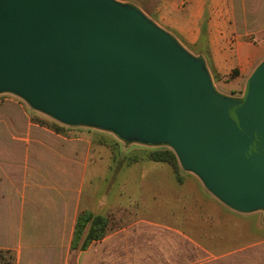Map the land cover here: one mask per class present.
<instances>
[{"label":"water","instance_id":"95a60500","mask_svg":"<svg viewBox=\"0 0 264 264\" xmlns=\"http://www.w3.org/2000/svg\"><path fill=\"white\" fill-rule=\"evenodd\" d=\"M2 92L67 125L167 144L225 205L264 213V61L233 99L131 5L0 0Z\"/></svg>","mask_w":264,"mask_h":264},{"label":"crops","instance_id":"0c3cea01","mask_svg":"<svg viewBox=\"0 0 264 264\" xmlns=\"http://www.w3.org/2000/svg\"><path fill=\"white\" fill-rule=\"evenodd\" d=\"M142 1L122 3L138 9L189 54L202 58L211 79L214 75L224 78L237 69L235 79H244L241 90H245L259 57L251 55L254 48L239 27L233 0ZM1 125L7 141L0 145L1 161H6L15 175L5 176L4 182L0 179L5 185L0 192V247L21 252V232L27 221L32 229L43 225L44 230L55 232L59 241L61 232L70 230L71 235L80 213L79 169L87 158L86 146L78 139H66L31 124L21 114H5ZM179 177L180 184L166 163L146 161L125 168L119 175L126 188L121 189L120 198L127 202L132 198L127 191L134 189L135 201L141 199L142 192L148 190L145 182L155 198L159 192H171L164 210L170 221L140 218L110 232L80 251L83 258L88 257L81 264H239V256L249 252L254 257L262 252L264 264V213L234 210L206 190L197 176L180 173ZM12 209L16 216L13 226L9 220ZM94 215L110 220L107 215ZM11 230L19 232L18 243L8 240ZM71 238L68 235L66 247L70 248ZM79 262L80 256L76 264Z\"/></svg>","mask_w":264,"mask_h":264},{"label":"rangeland","instance_id":"374dc122","mask_svg":"<svg viewBox=\"0 0 264 264\" xmlns=\"http://www.w3.org/2000/svg\"><path fill=\"white\" fill-rule=\"evenodd\" d=\"M117 1L131 3L135 0ZM137 2L140 3L143 1L137 0ZM233 2L239 16V27L246 33L245 40L254 48L253 53L255 54L251 55L259 57L254 65L256 68L264 61V0H233ZM144 9L148 10V8ZM248 54L250 55V51ZM207 66L210 67V63ZM237 74V69L231 75L221 79H217L212 74L214 75L212 76V81L215 82L217 89L221 93L229 95L227 97L241 99L245 92V90H241L244 79H235ZM8 113H11L13 117L21 114L31 124L45 128L66 139H78L80 140V145L86 146L84 147V152L87 158L85 164L81 165L79 169L78 213L83 210H88L94 214L109 216L112 229L111 233L122 227H126L140 218L166 224L170 221L171 216L164 210L166 209L167 201L173 196L171 192L169 194L167 192H159L157 198H155L154 192L149 190V183L145 182L148 190L147 192H142L141 199L135 201L133 198L135 195L134 189L127 191L129 192L128 196L132 197L127 202L125 199H121L119 195L121 189L125 188V185L120 184L119 181V175L125 168L138 162L145 163L146 161H150L148 158L150 150L160 148L172 150L170 146L163 143L143 144L134 140H122L111 131L92 126L67 125L35 109L21 96L12 92H2L0 93V125L2 120H4L5 114ZM1 143H7V141L4 134L0 131V145ZM173 153L175 154L174 151ZM132 158L136 160L133 162L130 161ZM176 159L179 171L176 181L179 184L182 183L179 177L180 173L196 176L181 166L177 156ZM13 175L15 173L12 168H8L7 162L1 161L0 156V179L4 182L5 176ZM1 184L0 192L5 187L4 184ZM191 186V188L196 190L194 185L191 184ZM203 187L205 188L204 185ZM139 206L147 207L141 208ZM24 210L28 212L27 207ZM15 217L12 209V213L9 215L11 226L15 222ZM174 222L176 221L174 220ZM41 226L42 229H32L27 221V225H25L24 230L21 232V252L19 251L17 253L14 249L2 247H0V250H11L14 252L16 264H76L78 256H80V264L83 260H87L88 257L83 258L79 250H71L69 247H66L68 246L65 244L68 235L69 238L70 236L72 237V234H69L70 230L61 232L59 241L56 239L55 232L44 230L43 225ZM7 233L10 242L13 244L19 242L17 238L19 235L18 231L11 230ZM71 233H73V230ZM262 256V252L257 257L252 256L251 252L242 254L239 256V264H252V259H254L253 264H262Z\"/></svg>","mask_w":264,"mask_h":264},{"label":"trees","instance_id":"16d2710c","mask_svg":"<svg viewBox=\"0 0 264 264\" xmlns=\"http://www.w3.org/2000/svg\"><path fill=\"white\" fill-rule=\"evenodd\" d=\"M148 158L153 162L170 165L176 178L178 177L177 159L172 150L166 148L150 150ZM135 160L132 158L130 161L133 162ZM111 230L110 220L107 217L94 215L88 211H81L74 224L70 249L84 251L92 242L106 237ZM0 264H16L14 252L11 250H0Z\"/></svg>","mask_w":264,"mask_h":264}]
</instances>
